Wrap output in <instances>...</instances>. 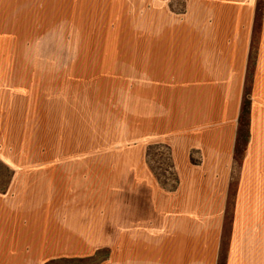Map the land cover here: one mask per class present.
Returning a JSON list of instances; mask_svg holds the SVG:
<instances>
[{
	"label": "rangeland",
	"instance_id": "374dc122",
	"mask_svg": "<svg viewBox=\"0 0 264 264\" xmlns=\"http://www.w3.org/2000/svg\"><path fill=\"white\" fill-rule=\"evenodd\" d=\"M257 1L255 31L264 29V0ZM226 6L209 0H0V191L12 172L19 176L11 194H0V264H113L111 210L120 179L127 189L136 188V174L144 184L154 179L157 186L145 184L151 189L184 194L194 188L193 180L181 181L166 150L139 149L159 133V119L171 135L230 119L248 22L234 19L235 10ZM256 52L253 37L250 77ZM191 66L198 67L192 91L215 93L210 119L185 92L193 83L180 69ZM248 103L238 119L226 212L218 206L220 192L216 207L169 211L170 226H182L176 236L223 237L224 244L231 236L235 253L264 239V180H252L258 172L264 176V117L257 102L255 116H248ZM251 121L263 136L255 150ZM217 145L219 157L232 153L226 142ZM193 154L198 167L201 156ZM138 157H145L148 173L136 168ZM216 170L222 175L223 166ZM201 186L219 191L223 180ZM138 216L161 224V213ZM51 224L78 243H55Z\"/></svg>",
	"mask_w": 264,
	"mask_h": 264
},
{
	"label": "crops",
	"instance_id": "0c3cea01",
	"mask_svg": "<svg viewBox=\"0 0 264 264\" xmlns=\"http://www.w3.org/2000/svg\"><path fill=\"white\" fill-rule=\"evenodd\" d=\"M188 1L197 5H205L208 3V0ZM209 1L215 4L216 7L229 6L232 10H235L233 14L237 15V17H233L234 19L246 20L248 22L242 40L243 48L241 51V61L237 62L236 65L238 72L236 85L231 97L233 106L230 119L223 123L210 122L204 126L202 124H193L192 127H184L183 130L178 132V134L175 132L174 135H171L168 128L165 129V120L159 119L157 122H154V127H157L155 130L159 133L154 137H150L152 139L147 142L146 145H141L139 153L144 154L148 146L156 147V150H166L171 161L169 163L173 164V168L181 181L183 182L186 179L190 181L193 180L194 188H184V194L180 188L174 190L151 189V187L148 188L145 184L149 183L150 185V183H152V185L155 184L157 186V182L153 179L152 182L150 180V182L146 181L144 184L139 178V174H136V188L131 187L127 189L123 184V180L120 179L115 194L114 208L112 210L110 209L112 211L114 230L112 240L114 245L113 264H264V239H255L250 242L252 248L243 246V251L235 253L233 252L234 243L231 236L225 244L223 243V239H225L223 237L201 239L197 236H176L175 230L179 228L181 230L182 226L179 227L172 224L171 227L168 220L169 216L167 213L169 211L175 212L180 210L178 207H194L199 209L198 207L202 208L213 202L216 207V197L219 192L221 197L218 205L220 212H226L225 203L229 197V188H227V185L231 178V166L235 162V153L233 152L239 124L238 119L241 114L243 102L246 101V99L249 102L247 104L248 116H255L254 105L255 102H257L259 106L258 109H261L260 114L264 117V29L259 28L255 31L253 28L258 1ZM241 4H244L246 8L244 9ZM243 9L244 12H241ZM209 13L213 15L214 19L217 17V12L214 8H211ZM222 13L223 12L220 14ZM253 37L257 44V61L252 67V74L250 77L251 45ZM180 70H183V77L187 79L188 82L193 83L192 86L185 85V92L189 91L191 96L197 97L202 104V106H200L201 115L203 116L204 114L206 118L210 119L215 111L212 105L215 93L210 90L208 94L201 95V93L197 94L195 91H192V89L196 87L198 76L197 66H191V68L187 70L183 67ZM222 109L224 110V108ZM153 138L159 140L154 141ZM262 138V132H254L253 121H251L250 146L254 145L255 150L256 145L260 146ZM219 140L226 142L227 147L230 150L232 149V153H229L226 157H219L217 151L219 147L217 143ZM196 152L201 156V163L198 167L195 165L193 166V163L195 164L193 153L196 154ZM259 157L264 164V156H262V153H259ZM248 158L247 164H262L260 162L248 163ZM218 165L223 166L222 175H219L216 170V166ZM139 166H142V168H140L144 171L143 173H148V166L147 164L145 165V157H138L136 168L138 169ZM260 177L264 180V176L258 172L257 176L252 180L258 181ZM10 178L11 179L6 185V189L0 191V194L7 195L13 192L12 187L15 180H17V178L19 179V176L16 172H12ZM220 178L223 180V186L219 191H217L216 188L203 189L201 186L202 181L214 183ZM43 199H45V197ZM45 200L50 202V199L47 197ZM126 207L129 209L128 212ZM59 211L56 209L52 211L53 215L51 213L49 218L53 221L55 218L54 216L59 214ZM111 211L109 213H111ZM154 211L161 213L162 219L160 225H154L152 222L148 223L149 221L147 219L146 223L138 221V215L151 214ZM37 213L39 214V212ZM37 216L39 217V215H36V218ZM70 219L72 220L73 218ZM101 227L103 226L101 225ZM50 228L54 238L60 240H55V243H61L62 241L63 243H78V241L72 240L73 238L77 239V237H73L70 232L66 233L56 230L55 228H60L59 225L56 224V226H54L51 224ZM127 229H129V232ZM260 229L263 230L264 234V226ZM218 233L221 234L220 228L218 229ZM225 235L227 236V234ZM102 238H105V234L101 231V239ZM79 243L81 244V241H79Z\"/></svg>",
	"mask_w": 264,
	"mask_h": 264
}]
</instances>
